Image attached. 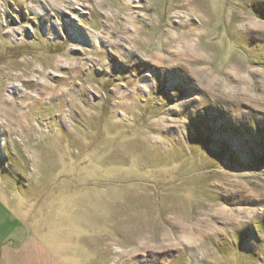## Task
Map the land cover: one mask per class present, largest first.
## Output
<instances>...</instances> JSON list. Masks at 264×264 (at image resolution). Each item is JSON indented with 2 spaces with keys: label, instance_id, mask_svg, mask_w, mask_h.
I'll list each match as a JSON object with an SVG mask.
<instances>
[{
  "label": "rangeland",
  "instance_id": "374dc122",
  "mask_svg": "<svg viewBox=\"0 0 264 264\" xmlns=\"http://www.w3.org/2000/svg\"><path fill=\"white\" fill-rule=\"evenodd\" d=\"M11 228L12 264H264V0H0Z\"/></svg>",
  "mask_w": 264,
  "mask_h": 264
},
{
  "label": "crops",
  "instance_id": "0c3cea01",
  "mask_svg": "<svg viewBox=\"0 0 264 264\" xmlns=\"http://www.w3.org/2000/svg\"><path fill=\"white\" fill-rule=\"evenodd\" d=\"M11 235L12 228L9 229L3 238L0 236V264H12V241L10 240Z\"/></svg>",
  "mask_w": 264,
  "mask_h": 264
}]
</instances>
